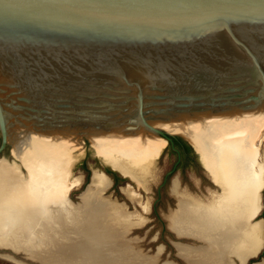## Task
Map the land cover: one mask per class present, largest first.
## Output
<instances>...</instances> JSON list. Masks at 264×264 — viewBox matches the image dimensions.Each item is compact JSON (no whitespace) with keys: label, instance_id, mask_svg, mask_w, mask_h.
Segmentation results:
<instances>
[{"label":"water","instance_id":"obj_1","mask_svg":"<svg viewBox=\"0 0 264 264\" xmlns=\"http://www.w3.org/2000/svg\"><path fill=\"white\" fill-rule=\"evenodd\" d=\"M262 114L264 0H0V154L37 129L94 151L181 136L202 159Z\"/></svg>","mask_w":264,"mask_h":264},{"label":"bare ground","instance_id":"obj_2","mask_svg":"<svg viewBox=\"0 0 264 264\" xmlns=\"http://www.w3.org/2000/svg\"><path fill=\"white\" fill-rule=\"evenodd\" d=\"M34 130L26 136L22 132L27 149L14 144L20 163L0 160V246L21 249L44 264H155L162 248L145 255L126 237L130 227L142 225L145 218L101 196L110 185L106 174L93 171L82 193L84 205L75 207L69 194L81 182L80 176L70 178L76 141ZM165 145L140 140L97 152L144 185ZM201 161L221 190L205 203L179 189L176 180L172 183V193L178 195L173 229L196 239L202 234L207 242L202 248L177 243V257L192 264H232V255L244 264L262 245L264 222L250 220L260 209L264 186V114L226 121L211 130ZM123 193L139 200L130 186Z\"/></svg>","mask_w":264,"mask_h":264},{"label":"rangeland","instance_id":"obj_3","mask_svg":"<svg viewBox=\"0 0 264 264\" xmlns=\"http://www.w3.org/2000/svg\"><path fill=\"white\" fill-rule=\"evenodd\" d=\"M31 131H33V129H31ZM31 131L30 129H27L23 133L26 136L27 133L31 134ZM23 133L19 135L18 143L19 145H21V147H25L27 149L25 143V136L23 135ZM20 136H23L24 139ZM77 143L78 141H76L75 146L78 147H76L78 150L76 149L74 151L76 158L71 167L70 178L80 176L81 182L78 185L79 187L76 186V189L73 188L70 191L71 193L69 194V198L72 201L73 205L75 207H81L84 205L82 193L85 191L87 185L89 184L93 171H104L106 173L110 172V174H116V181L118 183V187L111 188L110 182V185L104 191L101 192V196L103 198H110V200H114V202L121 204V206L126 209V212H134L136 216L145 218V222L142 225L130 227L131 229H129L126 234V237L132 241V248L140 251L142 254L150 256L155 255L157 253L156 251L159 248H162L161 252L157 256L158 259L155 264H192L187 262V260L184 261V259H182L181 257H177L178 249L180 250V246L178 248L176 247V245L179 244L174 243L173 245L168 246L163 242V239L168 240L170 238V235H173V232L165 231L162 233L160 222L156 220L154 214L152 213V203L156 198V189L160 185L164 174L171 168L172 163L174 161L173 154H171V152L169 151L167 144L162 147L159 154L154 159V162L151 165L148 174L144 177V185H139L136 183L135 180L131 179L127 175L122 174L119 169H117L113 164H111L104 157L98 154L97 150L94 151L91 148L81 144L80 142L78 143V145ZM15 147V145L7 147L6 150L2 154H0V160H4L5 158L3 157H6L8 159H6V161L10 164L20 163V161L15 156ZM21 171L26 174V170L22 166ZM209 176L212 179L210 174ZM175 180L176 178L174 177L172 180L167 182V184L160 191L164 198V202L162 204H158V213L162 221L167 224V226L169 224V217L172 216V214L175 212V209L178 208V195H174L171 190L172 183ZM128 186H130L133 191L138 195V201L130 200L123 193V188ZM220 190L221 189L219 188V191ZM218 192H215L213 194H217ZM169 194L175 197V201L173 198L170 197L171 195ZM143 205H145V209L143 208ZM168 207H170L169 211ZM175 238L177 239L176 241H178V237L175 236ZM184 244L191 245L196 248L199 247L198 245L192 243L184 242ZM26 256L27 253L21 249L14 250L9 247L0 246V264H40V261L38 259H35L33 257L29 258Z\"/></svg>","mask_w":264,"mask_h":264},{"label":"flooded vegetation","instance_id":"obj_4","mask_svg":"<svg viewBox=\"0 0 264 264\" xmlns=\"http://www.w3.org/2000/svg\"><path fill=\"white\" fill-rule=\"evenodd\" d=\"M167 146L171 154L175 156V159L172 163L171 168L164 174L162 178V181L160 183L162 185H160L159 192L167 184V182H169L175 177L179 189L181 190L184 189L187 192L191 193L192 195L199 197L205 203H207L211 198L212 194L219 191V188L214 184V182L210 178L208 171L204 167L200 159V156L198 152L195 150L194 146L191 145L186 139H184L181 136L171 137V140L167 142ZM108 174L112 180V184L110 187L111 188L118 187V183L116 181V174L113 173L110 174V172H108ZM170 197L173 198L175 201L174 196L171 195ZM163 202H164V198L162 196V193L160 192V194L158 195V191L156 189V198L154 200V205L152 206V213L154 214L156 220L160 222L162 233L165 231L167 232L171 231L168 228L167 224H165L162 221L158 213V204H162ZM169 210L170 207H168V211ZM259 210L260 211H258V213L250 220L252 224H254L253 222L259 218L260 219L262 218L263 219L262 221L264 222V186L260 191ZM200 235L201 236L198 241V246L202 248L206 246L207 242L205 240V237H203L202 234ZM175 236L176 235L173 232V235H170V238L168 240L163 239V242L166 245L170 246L172 245V243H174V241L177 240ZM258 250H259L258 256L256 258H250L251 256L247 257V259H245L244 261L245 262L244 264H249L255 261H259L264 258V229L262 234V245ZM232 260H233V264H239V261L236 257L235 259L233 258Z\"/></svg>","mask_w":264,"mask_h":264},{"label":"crops","instance_id":"obj_5","mask_svg":"<svg viewBox=\"0 0 264 264\" xmlns=\"http://www.w3.org/2000/svg\"><path fill=\"white\" fill-rule=\"evenodd\" d=\"M178 204V203H177ZM175 217V212L172 214V216H170L169 217V224H168V227H169V229L170 230H172L174 233H176L178 236H183V235H179L178 234V232H176L174 229H173V226H172V224H173V218ZM189 237V236H188ZM199 239V238H198ZM235 259V257L233 256L232 257V255L230 256V259H231V262H232V264H233V260L232 259ZM186 259V258H185ZM188 261V260H187ZM239 264H240V262H239Z\"/></svg>","mask_w":264,"mask_h":264}]
</instances>
